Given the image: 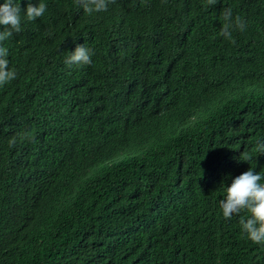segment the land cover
Returning <instances> with one entry per match:
<instances>
[{"label":"trees","instance_id":"obj_1","mask_svg":"<svg viewBox=\"0 0 264 264\" xmlns=\"http://www.w3.org/2000/svg\"><path fill=\"white\" fill-rule=\"evenodd\" d=\"M16 2L0 264H264L239 223L249 214L219 205L249 167L264 177V0H115L92 14L31 0L47 5L35 21ZM225 8L246 24L235 44L219 35ZM77 45L91 65L65 64ZM23 131L34 140L10 148Z\"/></svg>","mask_w":264,"mask_h":264},{"label":"clouds","instance_id":"obj_2","mask_svg":"<svg viewBox=\"0 0 264 264\" xmlns=\"http://www.w3.org/2000/svg\"><path fill=\"white\" fill-rule=\"evenodd\" d=\"M115 0H79L83 10L87 14L105 12L108 10V4L114 3ZM208 6H215L218 0H206ZM47 10V5L39 2L33 5L29 0L26 12H23V19L27 21H35L43 17ZM221 26L219 35L229 40L232 44L236 41L232 35L233 30L244 31L245 22L240 16L233 18L231 8H225L222 12ZM22 10L19 2L16 0H5L0 5V25L4 26L0 31V87L9 84L17 78L16 70L9 68V60L7 59L8 50L2 44L5 40L13 35V33L21 32ZM94 52L85 45H77L74 52L65 58V64L69 67L89 66L92 64V56ZM18 140H34L31 131H23L13 136L9 141V147L13 148ZM255 151L264 154V141H258L255 145ZM252 157L245 154L243 161H248ZM264 177L253 168L249 167L247 171L235 177L230 186L226 187V195L220 199L219 205L225 219H231L234 214L239 215L242 212L248 213V217L240 218L242 232L247 238L255 244H264V183L261 181Z\"/></svg>","mask_w":264,"mask_h":264}]
</instances>
